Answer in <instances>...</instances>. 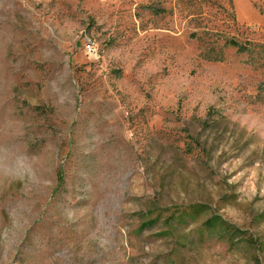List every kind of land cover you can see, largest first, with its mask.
Here are the masks:
<instances>
[{
	"label": "rangeland",
	"instance_id": "374dc122",
	"mask_svg": "<svg viewBox=\"0 0 264 264\" xmlns=\"http://www.w3.org/2000/svg\"><path fill=\"white\" fill-rule=\"evenodd\" d=\"M263 83L264 0H0V264H264Z\"/></svg>",
	"mask_w": 264,
	"mask_h": 264
},
{
	"label": "trees",
	"instance_id": "16d2710c",
	"mask_svg": "<svg viewBox=\"0 0 264 264\" xmlns=\"http://www.w3.org/2000/svg\"><path fill=\"white\" fill-rule=\"evenodd\" d=\"M235 42H233V44H234ZM264 89V83L262 84V85H260V87H259V91H262Z\"/></svg>",
	"mask_w": 264,
	"mask_h": 264
}]
</instances>
